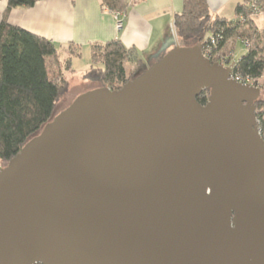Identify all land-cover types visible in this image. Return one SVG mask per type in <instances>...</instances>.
Segmentation results:
<instances>
[{
	"label": "water",
	"instance_id": "water-1",
	"mask_svg": "<svg viewBox=\"0 0 264 264\" xmlns=\"http://www.w3.org/2000/svg\"><path fill=\"white\" fill-rule=\"evenodd\" d=\"M173 31L158 61L79 96L0 173V264H264L262 89Z\"/></svg>",
	"mask_w": 264,
	"mask_h": 264
},
{
	"label": "trees",
	"instance_id": "trees-1",
	"mask_svg": "<svg viewBox=\"0 0 264 264\" xmlns=\"http://www.w3.org/2000/svg\"><path fill=\"white\" fill-rule=\"evenodd\" d=\"M40 1L43 0H7L0 22V158L6 165L53 119L56 108L71 90L55 44L8 23L13 10L30 9ZM99 1L102 9L123 16L132 4L131 0ZM260 13H264V0L239 4L234 19L213 15L207 0H183V10L175 15L174 24L184 47L205 43L206 35L215 37L218 45L212 53L213 63L230 65L235 47L227 50L228 45L238 41L247 44V53L235 62L233 77L258 86L264 75V29L256 28L252 18ZM69 54L80 57L81 47L70 45ZM91 60L92 66L83 78L111 90L121 89L146 70L136 49H128L119 40L93 43ZM128 63L139 67V72L130 75ZM71 65L69 58L67 67ZM209 94L204 92L198 101L205 104ZM256 107L258 127L264 138V98L260 97Z\"/></svg>",
	"mask_w": 264,
	"mask_h": 264
},
{
	"label": "crops",
	"instance_id": "crops-1",
	"mask_svg": "<svg viewBox=\"0 0 264 264\" xmlns=\"http://www.w3.org/2000/svg\"><path fill=\"white\" fill-rule=\"evenodd\" d=\"M245 1L207 0V3L213 15L234 19L236 7ZM131 2L128 13L123 17L121 31L116 27L114 14L102 9L99 0H43L33 8L13 10L8 23L49 39L56 47H68V51L70 45H78L81 49L89 46L91 49L93 43L119 40L128 49H136L147 69L174 46L175 15L183 10V0ZM6 6L7 0L0 1V22ZM252 20L256 28L264 29V13L255 15ZM232 47L235 50L230 64L239 59L235 57L237 42L230 43L227 50ZM241 51L246 54L247 46ZM258 85L264 88V75Z\"/></svg>",
	"mask_w": 264,
	"mask_h": 264
},
{
	"label": "rangeland",
	"instance_id": "rangeland-1",
	"mask_svg": "<svg viewBox=\"0 0 264 264\" xmlns=\"http://www.w3.org/2000/svg\"><path fill=\"white\" fill-rule=\"evenodd\" d=\"M56 48L59 52L60 60L63 63V69H62L63 73L67 78V80L70 82L71 90L68 93V95H66L64 100H62V102H60V104L56 108L54 116H57L61 112L65 111L82 94L92 91L98 87H102L97 83H94L90 80H85L83 78L86 71L89 70V68L92 66L91 49L89 46L83 47L81 49L80 57H71L68 51V47H63V48L56 47ZM245 48L246 46H244L240 42H237L235 57L240 58L244 54L241 53L242 52L241 50H244ZM69 58L72 59V65L70 68L67 67V61L69 60ZM126 66L128 69V73L130 75H135L137 72H139V67H137L132 63H128ZM262 98H264V88L262 89L261 99Z\"/></svg>",
	"mask_w": 264,
	"mask_h": 264
},
{
	"label": "built area",
	"instance_id": "built-area-1",
	"mask_svg": "<svg viewBox=\"0 0 264 264\" xmlns=\"http://www.w3.org/2000/svg\"><path fill=\"white\" fill-rule=\"evenodd\" d=\"M133 2H137L139 0H132ZM253 8L256 9L255 5H253ZM115 19H116V27L118 31H121L124 27V20H123V14L121 13H114ZM218 42L215 37H210L208 38L205 43H204V48H203V53L204 56L208 59H212L213 56V51L215 48H217ZM247 46V44H246ZM216 57V56H215ZM225 66H228L226 64ZM237 81L243 82V83H250L254 85V82H251L249 80H240L239 78H236ZM256 86V85H255ZM259 86V85H258ZM6 167V163L0 158V173L3 171V169Z\"/></svg>",
	"mask_w": 264,
	"mask_h": 264
}]
</instances>
